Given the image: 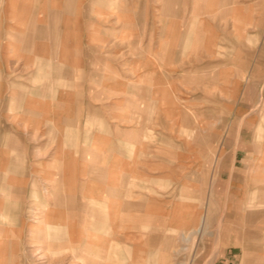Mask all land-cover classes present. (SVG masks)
Instances as JSON below:
<instances>
[{
  "label": "rangeland",
  "instance_id": "rangeland-1",
  "mask_svg": "<svg viewBox=\"0 0 264 264\" xmlns=\"http://www.w3.org/2000/svg\"><path fill=\"white\" fill-rule=\"evenodd\" d=\"M7 2L0 264H264V0Z\"/></svg>",
  "mask_w": 264,
  "mask_h": 264
},
{
  "label": "crops",
  "instance_id": "crops-1",
  "mask_svg": "<svg viewBox=\"0 0 264 264\" xmlns=\"http://www.w3.org/2000/svg\"><path fill=\"white\" fill-rule=\"evenodd\" d=\"M54 2H53V0H48V2L46 3V5H48V4H53ZM18 4H20V5H22V10L20 11L21 12V15H23L24 17L25 16H32V14H28V12H27V10H26V7L28 6V4H30V5H34V6H43L44 5V0H8V2H7V5H8V11H9V14L11 13V9H12V7H15V6H17ZM13 10H16V9H13ZM14 14V13H13ZM54 15V13H49L48 14V16H49V18H47L46 19V23H38V22H36V25H35V23L34 24H32V26H33V31H34V33H33V35H32V37H31V39H30V43H33V44H36V40L37 39H39L40 38V36H42V35H45L46 34V32H47V29H46V24H47V22H48V19H51L52 18V16ZM34 16V15H33ZM17 33H18V35L21 33V31H17ZM23 40H25V39H23ZM20 41H22L21 40V38H20ZM25 41H27L28 43H29V41L28 40H25ZM17 42H19V40L17 41ZM10 59V58H9ZM5 60L4 62H2V63H0V69H10V66H12V64L14 63H11V61L10 60ZM25 63L26 64H31V63H33L34 65H37V72L36 73H39V74H43V70L45 69V68H49V69H51L52 70V72L53 73H56V74H60V72L62 71V68L60 67V66H53V65H48V64H36V62L35 61H33L32 59H30V58H25ZM262 64H264V63H262ZM55 71V72H54ZM64 71V70H63ZM36 73H35V75H36ZM57 75V76H58ZM59 77V76H58ZM2 77L0 76V107H1V102L3 101V97H4V94H3V91H9L10 92V94H11V96L12 95H15L16 94V90H21V94H23V95H21V94H18V99L19 100H23L24 98H23V96H25L26 98H27V96L25 95V94H27V95H30V96H38V95H40V94H42L44 91H46L47 89H45V87H43L45 90L43 91V89L41 90V89H39L38 87H36L35 86V84H37L36 83V80H32V79H28V80H26V81H31V84H29L28 82H26V81H23L21 84H16L15 82H10V83H8L7 85H6V87H5V85L3 84V82H2ZM40 80V79H39ZM29 97V96H28ZM2 98V99H1ZM10 101H12V103L10 102L9 103V106H6V108L4 109V112H7L8 113V115H6L8 118H12L13 120H17V122H21L22 120L25 122V120H24V116H23V119H22V116L20 115V114H18V113H16V112H13V110H12V108H13V106L15 107L16 105H14L15 104V102L17 101L16 99L15 100H10ZM11 139H12V137L10 136V142H7V143H0V151L1 152H3V151H6V150H8L9 149V147H10V143L12 142L11 141ZM241 144H243L244 145V143H240L239 145H240V147L238 146V149L235 151V154L236 155H239L241 152H244L245 150H244V148H247V147H245V146H241ZM263 148V147H262ZM3 150V151H2ZM0 163H3V160L0 158ZM5 165H6V163L4 162V167H5ZM0 193H3V194H8V191H6L5 190V187L3 186V185H0ZM109 205V204H108ZM107 205V208L109 207ZM134 206V205H133ZM89 208H90V210L89 211H86L87 213H91L89 216H91V217H93L94 216V213L95 212H93V210H92V208L90 207V205L88 206ZM0 210H3L2 209V206L0 205ZM11 212L10 211V209L9 210H5V212ZM114 211H116V210H114ZM130 211H132V210H129V207H127V210L126 211H124V212H130ZM96 214V217H99V218H101V215L100 214H97V213H95ZM111 219H113V218H117V216H116V214H111L110 216H109ZM11 218H13V216L11 217ZM49 218V217H48ZM63 218H65L64 216H63ZM14 219H15V217H14ZM51 219H55V218H51ZM50 219V220H51ZM50 220H48L47 221V223H48V225H49V223L50 224H52V223H54L53 221L51 222ZM87 224H88V226L89 225H92V223L91 222H88V223H85V226H87ZM17 225V224H16ZM0 232H1V230H0ZM15 231H13L12 233H14ZM4 234V231L2 230V232L0 233V235H3ZM15 234V233H14Z\"/></svg>",
  "mask_w": 264,
  "mask_h": 264
},
{
  "label": "bare ground",
  "instance_id": "bare-ground-1",
  "mask_svg": "<svg viewBox=\"0 0 264 264\" xmlns=\"http://www.w3.org/2000/svg\"><path fill=\"white\" fill-rule=\"evenodd\" d=\"M2 99V98H1ZM82 225V224H81Z\"/></svg>",
  "mask_w": 264,
  "mask_h": 264
}]
</instances>
